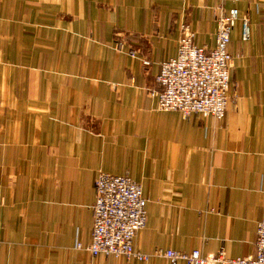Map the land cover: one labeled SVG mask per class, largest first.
<instances>
[{
    "label": "crops",
    "instance_id": "obj_1",
    "mask_svg": "<svg viewBox=\"0 0 264 264\" xmlns=\"http://www.w3.org/2000/svg\"><path fill=\"white\" fill-rule=\"evenodd\" d=\"M232 5L224 116L155 108L149 89L180 24L211 47ZM99 170L140 183L132 246L146 257L76 246ZM262 216L264 0H0V264H168L157 247L245 255Z\"/></svg>",
    "mask_w": 264,
    "mask_h": 264
},
{
    "label": "built area",
    "instance_id": "obj_2",
    "mask_svg": "<svg viewBox=\"0 0 264 264\" xmlns=\"http://www.w3.org/2000/svg\"><path fill=\"white\" fill-rule=\"evenodd\" d=\"M237 18L235 5L216 15L214 43L211 47L195 44L193 31L186 23L180 24L176 52L160 61L154 75L157 88L149 89V93L156 98L155 108L173 109L182 116L195 112L217 119L224 116L233 64V55L227 49V43ZM239 20L240 37L245 40L249 36L248 17L242 15ZM122 44V41H116L118 48ZM127 52L136 54L133 49ZM140 60L143 65L149 63L145 57H140ZM93 188L90 238L84 244L77 242L76 246L85 249L90 255L101 253L137 259L146 257L145 253L132 246L133 236L146 219V197L140 183L127 173L114 174L99 170ZM152 254L165 257L168 264H176L178 260L186 264H264V216L255 224L252 253L227 256L221 249L202 253L198 248L182 251L157 247Z\"/></svg>",
    "mask_w": 264,
    "mask_h": 264
}]
</instances>
